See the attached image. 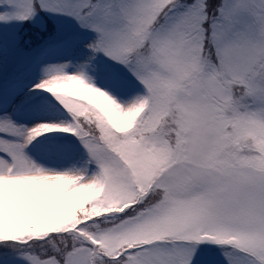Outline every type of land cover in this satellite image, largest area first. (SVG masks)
Returning <instances> with one entry per match:
<instances>
[{
	"label": "snow or ice",
	"instance_id": "6c2138e0",
	"mask_svg": "<svg viewBox=\"0 0 264 264\" xmlns=\"http://www.w3.org/2000/svg\"><path fill=\"white\" fill-rule=\"evenodd\" d=\"M0 26V264H264V0H0Z\"/></svg>",
	"mask_w": 264,
	"mask_h": 264
},
{
	"label": "trees",
	"instance_id": "16d2710c",
	"mask_svg": "<svg viewBox=\"0 0 264 264\" xmlns=\"http://www.w3.org/2000/svg\"><path fill=\"white\" fill-rule=\"evenodd\" d=\"M27 35H30V37L33 38V39L35 38V37L33 36V33L30 32V31L27 33Z\"/></svg>",
	"mask_w": 264,
	"mask_h": 264
},
{
	"label": "rangeland",
	"instance_id": "374dc122",
	"mask_svg": "<svg viewBox=\"0 0 264 264\" xmlns=\"http://www.w3.org/2000/svg\"><path fill=\"white\" fill-rule=\"evenodd\" d=\"M20 26H21V25H19L18 27L20 28ZM2 27H3V26H0V31H2Z\"/></svg>",
	"mask_w": 264,
	"mask_h": 264
}]
</instances>
